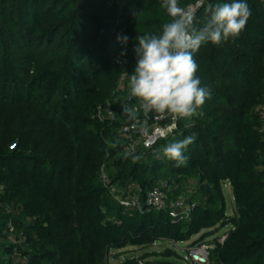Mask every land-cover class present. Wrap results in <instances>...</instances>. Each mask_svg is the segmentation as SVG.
<instances>
[{"label":"trees","instance_id":"trees-1","mask_svg":"<svg viewBox=\"0 0 264 264\" xmlns=\"http://www.w3.org/2000/svg\"><path fill=\"white\" fill-rule=\"evenodd\" d=\"M221 2L231 0L208 4ZM247 3L252 15L237 38L194 54L211 99L179 119L172 137L152 150L139 145L132 156L124 130L133 121L122 116V103L136 36H159L172 19L162 0H0V264H109L113 251L179 245L203 233L195 245H214L210 264H264V0ZM208 4L195 16L197 28ZM128 105L142 117L137 98ZM190 135L196 141L184 165L157 158ZM103 170L122 196L139 197L141 210L114 200ZM190 183L192 213L175 219L171 208ZM160 184L168 188L161 211L146 205ZM228 227L223 244L205 241Z\"/></svg>","mask_w":264,"mask_h":264},{"label":"clouds","instance_id":"clouds-1","mask_svg":"<svg viewBox=\"0 0 264 264\" xmlns=\"http://www.w3.org/2000/svg\"><path fill=\"white\" fill-rule=\"evenodd\" d=\"M161 7L166 9L172 19L163 25L159 36H136L138 44L134 51L137 60L135 70L129 76L128 99L137 98L140 101L145 117L154 112L158 119L165 116H171L174 121L190 119L206 100L211 99L210 90L201 87L194 54L208 42L221 45L229 39L237 38L246 27L252 12L247 0L208 4L206 19L197 28L194 13L181 7L179 0H162ZM117 39L124 44L128 41L127 36H118ZM122 116L128 121H137V110L122 103ZM131 127L144 135L147 132V121L142 124L132 123ZM195 141L196 137L190 135L168 143L163 146L162 155L156 153L157 158L166 157L180 167L186 163L188 157L185 152ZM110 146L115 147L116 144ZM133 159L139 160L140 157L135 156Z\"/></svg>","mask_w":264,"mask_h":264},{"label":"built area","instance_id":"built-area-1","mask_svg":"<svg viewBox=\"0 0 264 264\" xmlns=\"http://www.w3.org/2000/svg\"><path fill=\"white\" fill-rule=\"evenodd\" d=\"M209 0H197L194 4L188 6L186 10H190L194 13V17L196 14L203 9ZM116 65L119 67H124L126 64L125 59H117ZM125 80L123 78L122 82ZM127 104L131 103V100L128 98L126 99ZM260 116L262 119V134L264 135V105L259 110ZM110 118L116 119L117 115L114 112L109 113ZM147 121V132L144 135H141L138 130L132 129L131 125L127 126L124 130V135L127 139L130 140L129 147L127 149L128 155H135L136 150L139 145L144 147L145 149L152 150L156 143L160 140H166L172 137L177 130V123L178 120H173L171 116H165L164 118L158 119L157 114L154 118H151L150 113L147 117H145L143 110H142V117L137 118L139 123H144ZM175 127H172V125ZM100 181L102 186L110 188L111 195L114 200L119 203L122 207L126 210H141L142 203L138 196H130L124 197L122 196V188L118 187L117 185H112L109 175L106 171H102L100 175ZM168 188L165 184H160L157 187L153 188L151 191L148 192L146 197V205L152 208H155L159 211L163 210L167 206V193ZM193 210V206L188 203V201L183 200L182 198L177 200L172 208L171 213L175 219H186L189 218ZM227 236L226 234L219 240L220 243H224ZM212 246L203 243L200 245H194L187 250V257L184 259L189 264H210V252L212 250Z\"/></svg>","mask_w":264,"mask_h":264},{"label":"rangeland","instance_id":"rangeland-1","mask_svg":"<svg viewBox=\"0 0 264 264\" xmlns=\"http://www.w3.org/2000/svg\"><path fill=\"white\" fill-rule=\"evenodd\" d=\"M195 187V183L186 184V193L182 195V199L188 201L191 196V189ZM224 193L227 203L228 214L233 215L235 209V202L233 192L229 185L224 186ZM229 230L225 228L223 230H214L213 236L207 238L205 241L213 242L220 240L223 235ZM205 233L193 238L191 242L184 244H171L168 242H160L147 248L128 247L121 251H113L111 253L109 264H122L131 259H142V264H189L184 260L187 257V250L194 246L197 241L204 238ZM214 246V245H211ZM169 251L173 253L172 257H169Z\"/></svg>","mask_w":264,"mask_h":264},{"label":"crops","instance_id":"crops-1","mask_svg":"<svg viewBox=\"0 0 264 264\" xmlns=\"http://www.w3.org/2000/svg\"><path fill=\"white\" fill-rule=\"evenodd\" d=\"M190 184H192V183H190ZM195 187H196V184H195ZM195 187H194V188H195ZM194 188H193V189H194ZM191 191H192V189H191Z\"/></svg>","mask_w":264,"mask_h":264}]
</instances>
